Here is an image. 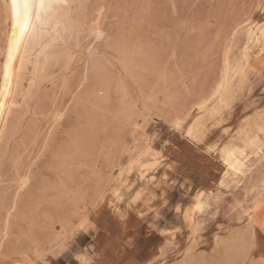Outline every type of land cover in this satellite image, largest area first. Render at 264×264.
I'll return each mask as SVG.
<instances>
[{
  "label": "rangeland",
  "instance_id": "obj_1",
  "mask_svg": "<svg viewBox=\"0 0 264 264\" xmlns=\"http://www.w3.org/2000/svg\"><path fill=\"white\" fill-rule=\"evenodd\" d=\"M65 13L46 61L23 43L0 114V264H180L188 248L195 264H264V155L218 186L220 147L264 145V46L245 51L264 0H69ZM8 22L0 0V76ZM228 66L225 104L186 138ZM236 232L245 252L217 245Z\"/></svg>",
  "mask_w": 264,
  "mask_h": 264
},
{
  "label": "bare ground",
  "instance_id": "obj_2",
  "mask_svg": "<svg viewBox=\"0 0 264 264\" xmlns=\"http://www.w3.org/2000/svg\"><path fill=\"white\" fill-rule=\"evenodd\" d=\"M68 1L69 0H45L46 7L40 12V20L37 21L35 15H33L29 21V26L27 28H24L23 31L17 30L16 36L13 37L12 35L13 28L11 26V19H12L11 0H4L5 5H7L6 10H7L9 22L6 31L5 51L3 58L4 61L1 66V76H0V89L3 90L2 95H0V105H2L0 106V114L4 105L7 102L10 87L13 86L14 81L17 77V73L20 69V62H18L19 61L18 58L20 57L19 53L21 51V48L23 47V43L25 45L34 44L35 46L38 47V51L35 55V66L40 64L41 61L42 62L46 61L49 58V49L52 45V42L59 36L60 31L65 23V19H66L65 11L67 9ZM36 2H38V0H33V3ZM245 33H246L245 51L249 50L250 45H254L257 47L260 46L261 49L263 48L264 23L255 24L254 26H247V28L245 29ZM13 41L14 43L12 44V59L9 60V46L10 43ZM246 58L247 55L245 53L244 59ZM6 65L8 66L7 79H5ZM230 72H231V68L229 66L226 67L220 81L211 90L209 95L205 98H202L195 105L194 109L197 112H199V116L193 121L191 125H189L184 130V136L186 138L197 140L198 139L197 134L199 131V126L201 124L202 118L204 116H212L217 114L221 106L225 104V96L228 93L231 84ZM177 124H179V127L176 126ZM172 125L174 129L179 130L182 128L183 120L176 119L172 122ZM249 150L250 151L254 150V152L253 153L248 152ZM218 152H219L220 162L225 168L222 177L218 182V186L225 187L228 178L245 177L246 173L250 170V165L248 164L250 161V155L254 154V155H258L259 157L260 155H264V145L260 142L257 136H251V137L245 136L244 139L242 140V145L227 143L222 147H220L218 149ZM132 162L133 160L130 163L128 162L129 165L132 164ZM152 164H154V162ZM209 192L200 191L199 193H197L194 204H192V207L187 209L185 212V217L187 218V220L192 219L191 215L189 214V211L201 212L206 207L207 205L206 200L210 194ZM197 203H200L202 207L197 208L196 207ZM243 240L244 239L242 234L236 232L233 235V237H231V240L226 242L218 241L217 245L219 244L223 245L225 249L228 251L231 249L235 253H241V252H245L244 251L245 247L243 246ZM180 264H195V261L191 258L190 255V248L186 250L184 258L180 260Z\"/></svg>",
  "mask_w": 264,
  "mask_h": 264
},
{
  "label": "snow or ice",
  "instance_id": "obj_3",
  "mask_svg": "<svg viewBox=\"0 0 264 264\" xmlns=\"http://www.w3.org/2000/svg\"><path fill=\"white\" fill-rule=\"evenodd\" d=\"M7 7V5H5ZM46 7L45 0H38V2L33 3V0H11V26L13 28V37L16 36L17 30L23 31L24 28L29 26V21L33 15L37 21L40 20V12ZM9 46V60L12 59V44ZM7 65L5 66V79H7ZM3 90L0 89V95H2ZM2 106V105H0ZM179 127V124L176 125ZM197 208L202 207L200 203H197ZM81 260V264H88L83 257H78Z\"/></svg>",
  "mask_w": 264,
  "mask_h": 264
},
{
  "label": "crops",
  "instance_id": "obj_4",
  "mask_svg": "<svg viewBox=\"0 0 264 264\" xmlns=\"http://www.w3.org/2000/svg\"><path fill=\"white\" fill-rule=\"evenodd\" d=\"M181 209H182V203H180V211H181Z\"/></svg>",
  "mask_w": 264,
  "mask_h": 264
}]
</instances>
